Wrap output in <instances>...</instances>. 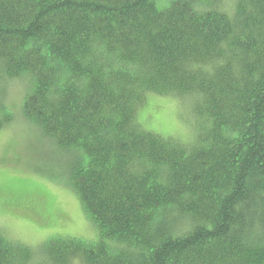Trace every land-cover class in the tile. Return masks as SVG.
<instances>
[{"label": "trees", "instance_id": "obj_1", "mask_svg": "<svg viewBox=\"0 0 264 264\" xmlns=\"http://www.w3.org/2000/svg\"><path fill=\"white\" fill-rule=\"evenodd\" d=\"M220 4L0 0V86L30 79L23 116L68 156L98 233H0V264H264V0ZM150 95L195 138L145 128Z\"/></svg>", "mask_w": 264, "mask_h": 264}, {"label": "rangeland", "instance_id": "obj_2", "mask_svg": "<svg viewBox=\"0 0 264 264\" xmlns=\"http://www.w3.org/2000/svg\"><path fill=\"white\" fill-rule=\"evenodd\" d=\"M26 78L0 86L2 106L13 115L0 130V233L33 247L56 236L96 241L97 229L70 185L68 156L23 116ZM138 119L160 134L195 138L188 109L175 99L148 96Z\"/></svg>", "mask_w": 264, "mask_h": 264}]
</instances>
